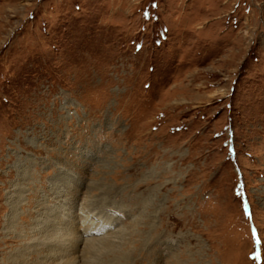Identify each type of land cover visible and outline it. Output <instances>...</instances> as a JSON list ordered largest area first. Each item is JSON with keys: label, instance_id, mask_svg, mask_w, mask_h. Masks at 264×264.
<instances>
[{"label": "rangeland", "instance_id": "374dc122", "mask_svg": "<svg viewBox=\"0 0 264 264\" xmlns=\"http://www.w3.org/2000/svg\"><path fill=\"white\" fill-rule=\"evenodd\" d=\"M0 264H264V0H0Z\"/></svg>", "mask_w": 264, "mask_h": 264}, {"label": "bare ground", "instance_id": "6f19581e", "mask_svg": "<svg viewBox=\"0 0 264 264\" xmlns=\"http://www.w3.org/2000/svg\"><path fill=\"white\" fill-rule=\"evenodd\" d=\"M40 206L42 209H44V207H45L41 203H40ZM81 210L83 212L85 210V208L84 209L81 208ZM61 212L63 213V215L62 214L61 215H62V217H64L65 221L70 222V224H71V221L74 222V224H76V222L79 224L77 231L80 234L78 236V240H74L72 235H75V234L71 233L72 225H69V224L65 225L64 224L59 228V227H57V225H53L55 223L54 221H56L57 216L55 217V220L53 221V220H51V216L54 214H52L48 209L42 210V212L38 215V218L36 221V226L34 228L35 232H37V234H38L36 236V238L42 239V241H40V243L43 244L44 239H47L49 232H51L52 229L58 228L59 231H58V229H56V231H58V233H56V234H59V236L60 235L63 236V240H60L62 244L58 246L59 247L58 249L53 251V253H52L53 255L50 254V251L46 255V258H49V259L63 261L64 259L68 258L70 254L76 253L77 248L81 244L85 245V244L95 240V239H84V236H86L85 233L92 232V229L94 231L104 230L106 228L105 227L106 224H108V223L110 224V222H111V220H108L107 218L106 219L102 218L101 217L102 214H100V212L99 213L96 212V210H93V211L87 210L86 212L84 211L85 216L82 218H81L82 213L81 214L79 213L80 216H75V213L72 212L71 210L68 211L66 209V207ZM60 218H61V216L59 217V219ZM81 220H82V222H81ZM87 226H89V227L86 228ZM92 226H93V228H92ZM64 251H65V254H63Z\"/></svg>", "mask_w": 264, "mask_h": 264}]
</instances>
